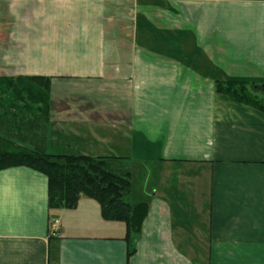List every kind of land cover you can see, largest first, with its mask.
I'll return each instance as SVG.
<instances>
[{
  "label": "crops",
  "instance_id": "obj_1",
  "mask_svg": "<svg viewBox=\"0 0 264 264\" xmlns=\"http://www.w3.org/2000/svg\"><path fill=\"white\" fill-rule=\"evenodd\" d=\"M0 77L49 79L48 153L148 171L127 241L92 199L50 210L43 174L0 170V264H264V112L215 90L264 81V0H0Z\"/></svg>",
  "mask_w": 264,
  "mask_h": 264
},
{
  "label": "trees",
  "instance_id": "obj_2",
  "mask_svg": "<svg viewBox=\"0 0 264 264\" xmlns=\"http://www.w3.org/2000/svg\"><path fill=\"white\" fill-rule=\"evenodd\" d=\"M215 90L264 112V81L217 80ZM49 79L0 77V170L25 166L47 179L50 210L74 209L82 196L95 201L106 221L123 223L125 240L136 237L146 202L131 199L126 158L51 154L45 149Z\"/></svg>",
  "mask_w": 264,
  "mask_h": 264
},
{
  "label": "rangeland",
  "instance_id": "obj_3",
  "mask_svg": "<svg viewBox=\"0 0 264 264\" xmlns=\"http://www.w3.org/2000/svg\"><path fill=\"white\" fill-rule=\"evenodd\" d=\"M141 167L138 168L132 176V171H131V191L133 190L135 194L138 196H141V193H143V188H144V181L147 184L148 178H147V172L143 169L144 165L139 164ZM152 169V168H151ZM150 178L154 180L156 178V171L151 170L150 171ZM149 185V183H148ZM147 185V186H148Z\"/></svg>",
  "mask_w": 264,
  "mask_h": 264
},
{
  "label": "built area",
  "instance_id": "obj_4",
  "mask_svg": "<svg viewBox=\"0 0 264 264\" xmlns=\"http://www.w3.org/2000/svg\"><path fill=\"white\" fill-rule=\"evenodd\" d=\"M60 221L58 218H52L49 222L48 233L51 236H55L59 233Z\"/></svg>",
  "mask_w": 264,
  "mask_h": 264
}]
</instances>
